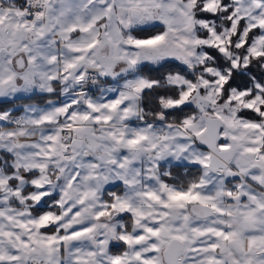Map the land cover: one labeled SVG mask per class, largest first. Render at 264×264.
I'll return each mask as SVG.
<instances>
[{
  "label": "snow or ice",
  "instance_id": "6c2138e0",
  "mask_svg": "<svg viewBox=\"0 0 264 264\" xmlns=\"http://www.w3.org/2000/svg\"><path fill=\"white\" fill-rule=\"evenodd\" d=\"M0 264H264V0H0Z\"/></svg>",
  "mask_w": 264,
  "mask_h": 264
}]
</instances>
